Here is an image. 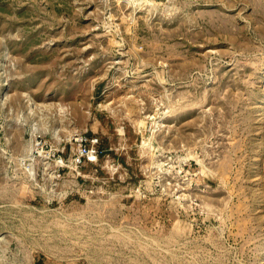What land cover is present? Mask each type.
<instances>
[{"label": "rangeland", "instance_id": "1", "mask_svg": "<svg viewBox=\"0 0 264 264\" xmlns=\"http://www.w3.org/2000/svg\"><path fill=\"white\" fill-rule=\"evenodd\" d=\"M0 264H264V0H0Z\"/></svg>", "mask_w": 264, "mask_h": 264}, {"label": "built area", "instance_id": "2", "mask_svg": "<svg viewBox=\"0 0 264 264\" xmlns=\"http://www.w3.org/2000/svg\"><path fill=\"white\" fill-rule=\"evenodd\" d=\"M89 153V151H87L86 149H84V153H82V156L83 155H86V154H88Z\"/></svg>", "mask_w": 264, "mask_h": 264}]
</instances>
